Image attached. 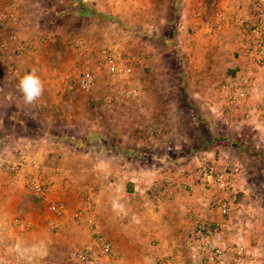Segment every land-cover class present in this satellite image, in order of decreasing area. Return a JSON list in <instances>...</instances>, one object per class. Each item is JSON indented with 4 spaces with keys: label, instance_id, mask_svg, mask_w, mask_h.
Segmentation results:
<instances>
[{
    "label": "crops",
    "instance_id": "1",
    "mask_svg": "<svg viewBox=\"0 0 264 264\" xmlns=\"http://www.w3.org/2000/svg\"><path fill=\"white\" fill-rule=\"evenodd\" d=\"M13 1L0 0V10L17 8L19 2ZM84 1L88 4L92 0ZM74 3V12H80L79 4ZM235 34L239 45L241 36ZM79 53V61L92 71L94 60ZM37 75L44 84L43 107H0V264H87L72 256L89 240L85 223L73 217L85 193L93 195L100 230L114 246L113 257L101 264H162L159 260L168 257L175 258L174 264H222L203 254V240L194 236L197 217L211 222L224 218L213 204V192L196 182L191 173L193 164L201 163V155L193 153L191 159L173 168L171 162L175 159L169 152L173 147L144 140L139 122L133 129L126 128L129 133L123 136L125 140L121 138L125 114L119 107L120 95L92 89L85 96L79 84L71 91L67 74ZM68 88L67 96L60 93ZM3 95L0 104L12 103L5 92ZM14 99L24 102L22 95ZM253 105L264 110V67L257 73ZM246 121L249 131L243 132L244 146L251 152L256 135L264 144V121ZM112 136L116 142H123L117 144ZM20 147L34 153L53 198L68 204L69 213L61 219L37 206L22 173L9 171L12 150ZM206 157L221 160L215 151L207 152ZM183 171L190 185H179L171 198L157 200L154 187L166 176H179ZM240 190L228 227L211 243L218 246L237 242L255 257L256 264H264V193L258 195L249 185ZM18 216L27 218L30 225L14 224ZM58 220L60 225L52 228ZM235 260L230 257L224 263L233 264Z\"/></svg>",
    "mask_w": 264,
    "mask_h": 264
},
{
    "label": "rangeland",
    "instance_id": "2",
    "mask_svg": "<svg viewBox=\"0 0 264 264\" xmlns=\"http://www.w3.org/2000/svg\"><path fill=\"white\" fill-rule=\"evenodd\" d=\"M17 1L20 24L15 29L0 27V45L11 31L16 30L33 50L20 53L14 44L2 47L0 50L6 52L0 51L5 60L1 72L7 65L17 64L24 72L35 70L45 77L72 73L69 87L72 91L78 89V78L84 66L83 61H79L77 41L87 40L94 49L112 46L124 60L139 56L140 61L133 64L129 84L111 78L95 60L90 68L97 75L92 89L120 95L119 107L125 114L121 120L125 128L121 131V138L124 139L128 130L139 122L141 128L138 129L144 140H156L173 147L169 151L175 159L171 162L173 168L187 162L193 153L201 155V163L193 164L191 172L210 161L207 152L215 151L222 163L225 160L239 163L240 189L249 185L258 195H263L264 144L260 136L252 139L256 144L253 151L245 150L243 132L249 131L246 119L239 116L227 121L211 107L214 102L212 84L228 79L245 64L243 54L238 53L243 29L234 23L233 16L240 13L248 17L252 0L88 1L101 15L74 12V0ZM12 2L8 0V3ZM235 33L241 36L239 45ZM235 58H241V62L238 59L233 63ZM127 86L136 87L139 94L126 96ZM69 88L60 93L67 96ZM90 91L82 90V94L86 96ZM4 92L12 103H1L0 107H6V110L32 109V105L18 99L21 95L16 78L3 83L0 95L4 96ZM152 134L153 139L150 138ZM111 138L116 142L114 136ZM119 142L123 140L116 143ZM15 151L13 149L12 153ZM222 163L221 167L225 165ZM30 195L37 206L44 207L37 194L30 190Z\"/></svg>",
    "mask_w": 264,
    "mask_h": 264
},
{
    "label": "built area",
    "instance_id": "3",
    "mask_svg": "<svg viewBox=\"0 0 264 264\" xmlns=\"http://www.w3.org/2000/svg\"><path fill=\"white\" fill-rule=\"evenodd\" d=\"M251 10L248 17L240 13H235L233 16L234 23L243 29V40L238 53L243 54L245 64L228 79L214 82L211 86L214 95V102L211 107L227 121H233L239 116L246 120L256 118L264 121V110L258 105L252 106L251 101L257 85V73L264 67V0H252ZM19 24L20 18L16 7L9 11L0 10V27L15 29ZM8 44H14L20 53H30L33 50L32 45L27 40L21 39L16 30L11 31L7 38L2 41L0 47H8ZM77 45L87 60L92 58L111 78L129 84L133 64L140 61L139 56L124 60L116 48L104 46L94 49L87 40L83 39L77 41ZM4 61V55L0 53V88L5 81L11 78H16L19 84L20 79L28 73L22 71L17 64L7 65L1 72V65ZM70 77L71 75H66L65 79L68 80ZM79 84L86 91H90L96 84L95 74L85 66L79 75ZM125 90L128 97H136L139 94L138 89L133 86H127ZM20 94L23 96L21 92ZM107 100L110 101L111 99L108 98ZM45 104L46 102L40 97L34 105L41 108ZM220 163L222 162L219 159L210 160L200 165L196 172H191L197 180L203 183L205 188L213 192V204L224 216L222 220L213 222L197 217L194 236L203 240L201 252L211 260H218L225 264V260L231 257L236 258L233 264H256L255 257L247 254L237 242L218 246L211 243L217 235L228 227L231 212L241 191L238 186V179L241 175L239 163L225 160L223 167ZM8 169L11 173L24 175L27 186L40 197L44 207L57 219H61L69 213L68 204L53 198L51 195L44 172L32 151L25 147L16 149L8 162ZM179 185L189 186V176L185 173L179 176L176 174L168 175L158 186L154 187V197L157 200L171 198L175 188ZM96 206L93 195L85 193L80 205L73 212L75 220L85 223L89 240L82 248L74 251L72 256L87 264H101L105 260L111 259L114 251L112 241L100 230V225L95 217ZM13 222L24 227L30 225L29 220L21 216L16 217ZM59 225L60 221L58 220L53 222L51 227L55 228ZM159 262L174 264L175 258H162Z\"/></svg>",
    "mask_w": 264,
    "mask_h": 264
},
{
    "label": "clouds",
    "instance_id": "4",
    "mask_svg": "<svg viewBox=\"0 0 264 264\" xmlns=\"http://www.w3.org/2000/svg\"><path fill=\"white\" fill-rule=\"evenodd\" d=\"M19 91L23 94L24 103L35 104L44 93V84L35 70L24 75L18 84Z\"/></svg>",
    "mask_w": 264,
    "mask_h": 264
},
{
    "label": "trees",
    "instance_id": "5",
    "mask_svg": "<svg viewBox=\"0 0 264 264\" xmlns=\"http://www.w3.org/2000/svg\"><path fill=\"white\" fill-rule=\"evenodd\" d=\"M75 1H77V3L79 4L80 10L82 13L92 14V15H95V14L101 15L94 8H92L89 4H87L84 0H75ZM238 196H239V194H238ZM38 199H40V197H38Z\"/></svg>",
    "mask_w": 264,
    "mask_h": 264
}]
</instances>
